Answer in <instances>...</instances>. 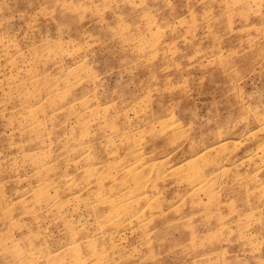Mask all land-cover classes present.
I'll use <instances>...</instances> for the list:
<instances>
[{"label":"rangeland","instance_id":"rangeland-1","mask_svg":"<svg viewBox=\"0 0 264 264\" xmlns=\"http://www.w3.org/2000/svg\"><path fill=\"white\" fill-rule=\"evenodd\" d=\"M0 264H264V0H0Z\"/></svg>","mask_w":264,"mask_h":264}]
</instances>
